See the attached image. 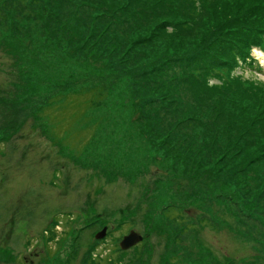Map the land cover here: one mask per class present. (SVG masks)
<instances>
[{"label": "rangeland", "instance_id": "1", "mask_svg": "<svg viewBox=\"0 0 264 264\" xmlns=\"http://www.w3.org/2000/svg\"><path fill=\"white\" fill-rule=\"evenodd\" d=\"M34 1L0 0V264H47L50 254L75 256L69 264H264V154L253 158L264 146V41L207 81L193 65L166 80L144 75L141 58L122 49L133 77H109L107 97L83 117L85 97L46 115L69 87L89 88L88 52L107 25L96 11L135 3L154 9L143 20L157 24L165 6L48 0L35 10ZM119 11L112 32L125 35L132 9ZM80 38L84 51L69 47ZM131 231L143 241L123 251ZM46 240L60 241L56 252Z\"/></svg>", "mask_w": 264, "mask_h": 264}, {"label": "trees", "instance_id": "2", "mask_svg": "<svg viewBox=\"0 0 264 264\" xmlns=\"http://www.w3.org/2000/svg\"><path fill=\"white\" fill-rule=\"evenodd\" d=\"M47 1L48 0H35L33 3L35 10L41 8L46 9ZM197 1L205 6L187 11V6L184 5L181 0H158L157 5L165 6V8L163 9V14L160 13L157 24H155L154 20H143L144 16L149 17L148 13L152 14L154 9L142 5L139 7L136 6L135 3H125V5L123 4L121 7L109 6L107 10L100 8L96 11V19H105L107 25L103 32V42L91 45V48L93 47V52H88L89 57L87 58L85 68L89 73L83 76V83L89 86V88L86 90L80 89L76 92L69 87L70 90L65 91V95L57 98L55 103L45 104L46 107H42V112L46 115H48L47 111L57 112L62 109L71 98L75 97L76 100H81V98L85 97L84 103L78 102L79 109H77L76 113H80L77 114L76 118H80L83 117L87 111L103 102L107 97V92H109V77L113 76L118 81H122L133 77L132 75L137 71L135 67L131 69L129 73L128 69L126 70L124 68L123 63L126 61V58H124V56H120L119 58L122 49L129 53H136L138 58H141V63H143V65L140 66L138 70L139 72H143L144 75L165 79L166 75L173 74L174 70L178 68L177 77H180L183 68L186 72V67L193 65L197 67L203 66V69L201 68V77L204 81H207L217 75L222 77L223 74H227L226 71L229 74L235 69L239 61H244L247 58L245 55H248L253 46H263L264 0ZM57 7L60 6L57 5ZM130 8L132 9V15L128 16V18L131 21L128 22L126 27L124 25L121 26L126 29V34H123L121 28L117 31L120 35L113 33V27L120 25L119 22H121L123 18V15H121L122 12L120 13L119 9L125 11ZM154 8L156 10L157 7ZM204 14L208 16L204 17ZM98 28L99 27L93 25L92 32H96ZM186 30H189L191 33L195 32V35L188 34ZM242 30L247 31L243 32L245 37L236 35V32L241 33ZM161 32L168 34L174 33L173 37L175 35L176 37L165 43L159 40V34ZM183 33L185 35H183ZM228 34L229 37H225ZM195 36L197 38H202L201 44H193L192 40ZM176 38H178V44H176ZM81 40L82 38L76 40L72 39L69 47L84 51L86 48L80 46L82 45ZM171 41L172 43L170 44ZM260 42H263V44ZM69 47L67 46L68 50L73 51ZM124 54L127 55V53ZM79 56H81L82 59L83 52ZM118 64H120L123 70L119 75L120 78L113 74L114 70L118 69ZM201 77H198L197 81L194 82V84H196L195 87H197V84L200 85L202 81ZM169 78L170 76L167 77V80ZM185 82L188 83L187 81ZM188 85L189 83L187 87ZM166 88V86H160V89ZM127 100L126 97V101ZM54 106H56L55 109L52 108ZM58 108L60 109L56 110ZM52 125L55 126V124ZM63 135L62 137H65L67 140L68 133ZM63 138L61 141H63ZM258 146L261 150L256 153L255 157L253 156V158L256 159L255 162L260 160V154H264V146L259 144ZM53 229L52 231L54 232ZM56 235L54 234L53 236ZM44 242L50 243L48 244L49 248L55 243L54 240H46ZM90 255V259H92V250ZM71 260L75 261V256L72 258L69 256L66 259V263L57 262L53 260V255L50 254L49 257H46L44 262L47 264H69Z\"/></svg>", "mask_w": 264, "mask_h": 264}, {"label": "water", "instance_id": "3", "mask_svg": "<svg viewBox=\"0 0 264 264\" xmlns=\"http://www.w3.org/2000/svg\"><path fill=\"white\" fill-rule=\"evenodd\" d=\"M106 235V230H103L102 232H100L96 238L97 239H103ZM143 237L141 235H139L137 232L135 231H131L129 235L125 236L123 238V241L120 243V248L123 251H127L135 246H137L140 242H142Z\"/></svg>", "mask_w": 264, "mask_h": 264}, {"label": "flooded vegetation", "instance_id": "4", "mask_svg": "<svg viewBox=\"0 0 264 264\" xmlns=\"http://www.w3.org/2000/svg\"><path fill=\"white\" fill-rule=\"evenodd\" d=\"M59 242H60V241H57V242L53 243V245L50 247V248L52 249V251L54 250V251L56 252V250L59 248V246H58V245H59ZM48 244H50V243H49V242H48V243L43 242V245H44L43 247H44V249H45V248H46V249L49 248V247H48V246H49Z\"/></svg>", "mask_w": 264, "mask_h": 264}, {"label": "bare ground", "instance_id": "5", "mask_svg": "<svg viewBox=\"0 0 264 264\" xmlns=\"http://www.w3.org/2000/svg\"><path fill=\"white\" fill-rule=\"evenodd\" d=\"M104 240H107V238L106 237H104L103 239H102V242L104 241ZM100 246V245H99ZM93 254H94V252H92Z\"/></svg>", "mask_w": 264, "mask_h": 264}]
</instances>
